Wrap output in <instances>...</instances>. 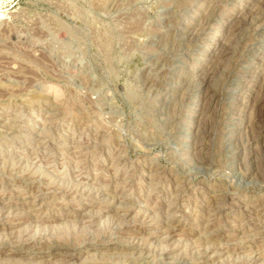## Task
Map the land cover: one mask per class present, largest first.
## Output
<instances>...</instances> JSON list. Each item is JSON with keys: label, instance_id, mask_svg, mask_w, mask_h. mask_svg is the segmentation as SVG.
<instances>
[{"label": "rangeland", "instance_id": "1", "mask_svg": "<svg viewBox=\"0 0 264 264\" xmlns=\"http://www.w3.org/2000/svg\"><path fill=\"white\" fill-rule=\"evenodd\" d=\"M252 1L0 0V264H264Z\"/></svg>", "mask_w": 264, "mask_h": 264}, {"label": "bare ground", "instance_id": "2", "mask_svg": "<svg viewBox=\"0 0 264 264\" xmlns=\"http://www.w3.org/2000/svg\"><path fill=\"white\" fill-rule=\"evenodd\" d=\"M252 6H255V9L256 10H252V9H254L253 7H251V8H249V10H248V12L249 13H246L245 15L243 14V17L242 16H240L241 18L238 20V22L236 23V24H234V26L232 27L233 29H236V28H239L240 29V31H243V30H245L244 28H245V26L248 24V21H249V18L251 17V16H253L254 14H257V15H259V14H262L263 15V13H264V0H256V2L254 3V1H252V3H250ZM248 9V8H247ZM251 9V10H250ZM244 12V11H243ZM242 12V13H243ZM261 15V16H262ZM251 20H252V18H251ZM248 26V25H247ZM247 28V27H246ZM192 30H194V28L192 29ZM195 31V30H194ZM194 31H192V32H194ZM238 32H239V30H238ZM243 33V32H242ZM224 53H228V51H225ZM221 54V53H220ZM222 55V54H221ZM220 56V55H219ZM264 61V60H263ZM210 71V70H209ZM208 71V72H209ZM208 75V74H207ZM205 78V77H204ZM206 80V79H205ZM204 80V81H205ZM208 89V88H207ZM208 91V90H207ZM210 91V90H209ZM206 93V92H205ZM215 94V93H214ZM214 94H212V93H210V92H208V93H206V95H205V99L208 101V102H212V100L215 98V95ZM264 96V95H263ZM205 100V101H206ZM262 103H264V98L262 97ZM207 101L205 102V103H207ZM209 104V103H208ZM207 104V105H208ZM211 105V104H210ZM210 105H208V106H210ZM208 106H206V107H208ZM205 108V107H204ZM217 108V107H216ZM200 133V132H199ZM202 135V134H201ZM204 136V135H203ZM74 194V193H73ZM41 195H42V193H41ZM37 199H36V201H35V203H34V205H37V206H44V200H43V198L42 197H36ZM46 198V197H45ZM12 204V203H11ZM3 205H4V203H3ZM33 205V206H34ZM70 214V213H69ZM84 214V213H83ZM98 214V213H97ZM91 218V217H90ZM17 219V218H16ZM17 221V220H16ZM90 222V221H89ZM19 224H20V222H18ZM173 235V234H172ZM16 253H17V251H6V250H3V251H1V255L2 256H15L16 255ZM43 254V252H39V253H37V254H30V255H34V257L36 258V257H46V258H48L49 260L50 259H55L56 257H74V256H76L77 255V252H75V251H58V252H51V253H48V254H46V255H42ZM40 254H41V256H40Z\"/></svg>", "mask_w": 264, "mask_h": 264}]
</instances>
